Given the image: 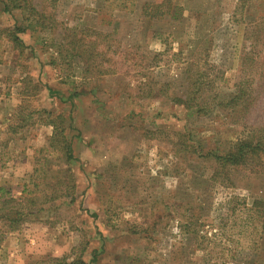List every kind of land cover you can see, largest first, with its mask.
<instances>
[{
    "label": "rangeland",
    "instance_id": "1",
    "mask_svg": "<svg viewBox=\"0 0 264 264\" xmlns=\"http://www.w3.org/2000/svg\"><path fill=\"white\" fill-rule=\"evenodd\" d=\"M147 5L169 15L147 18ZM52 12L55 29L21 35L22 51L0 32V189L26 186L42 208L1 238L0 264H264V177L236 171L229 186L201 156L264 125V60L243 65L264 0H59ZM15 17L0 0V29ZM66 27L102 52L88 74L54 47ZM248 81L259 100L245 122L217 106ZM50 123L68 127L77 163Z\"/></svg>",
    "mask_w": 264,
    "mask_h": 264
},
{
    "label": "trees",
    "instance_id": "2",
    "mask_svg": "<svg viewBox=\"0 0 264 264\" xmlns=\"http://www.w3.org/2000/svg\"><path fill=\"white\" fill-rule=\"evenodd\" d=\"M58 2L59 0H2L3 11L10 15H13L15 12H20L22 14V20L15 17V25L10 28L0 29V32H2V35L5 34L8 42L14 49L21 50L27 47L29 48L21 38V35L26 34L28 31L34 33L36 29H45L49 31L55 29L58 23L54 18L55 16L52 10L57 7ZM148 7H150V5L143 7V14L147 18L161 19L164 18L166 14L169 15L168 12L163 13L157 10L148 12ZM156 8L158 9V6ZM247 26L246 39L252 41V44L249 47V51L246 52L243 57V65L249 63V66H252L255 64L254 61L257 56L264 60V52L262 48H259V46L264 44L262 43L264 40V17H261L256 22L247 24ZM64 31L65 32L62 34L63 36L61 35L59 44L54 45V47L58 49L57 52L61 55L65 53L66 57L77 59L82 62L86 65L85 73H90L91 66L89 62L97 61L98 57L102 54L98 49V45L88 40V33L78 27H66ZM250 85H252V83L250 82L249 84V81L237 85V91L232 94L226 103L222 101L218 103L217 107L221 109L230 108L231 116H238L241 120L246 122L245 119L251 116V109L259 100L258 97L254 96V92L250 90ZM191 86H197V83L194 81L191 83ZM76 96L78 95H72L68 100L71 99L72 101ZM197 97L198 95H194L193 93L184 103H189L188 106L193 107L196 105V101L198 100ZM202 110V107L199 105V107H197V113L202 114ZM49 125L52 127L54 126L55 133L56 131L59 133L58 137L60 136V140H57L58 138L56 139L55 136L51 140L53 142L57 140L56 143L59 142L63 144L67 164H72V162L77 163L78 159L74 155L72 142L65 134L68 127L58 128L53 123ZM244 126L246 129L244 136L236 142L233 151L226 154L209 153L201 155L215 162L216 170L213 178L217 179L222 175L223 180L229 186L234 185L231 180V173L236 171H245L249 172L251 175L264 177V162L262 161V156L264 155V125L255 126L246 123ZM46 162L47 160L45 163ZM0 192L1 240L5 234L20 230L24 222L28 221L32 214L42 211V208H34V206L37 205L36 202L41 199V195L35 194L36 192H27L26 186L21 191V196L18 198L12 195L11 190L6 191L5 189H0ZM62 196L63 195H58V198H62ZM69 198H71L72 201L75 200V193L72 192ZM261 202L260 199H254L253 205L258 206L263 204ZM45 264L86 263L83 261L68 263L67 259H57L46 262Z\"/></svg>",
    "mask_w": 264,
    "mask_h": 264
}]
</instances>
